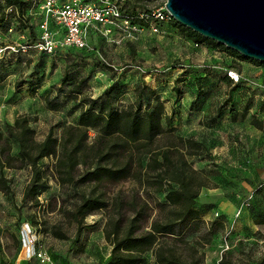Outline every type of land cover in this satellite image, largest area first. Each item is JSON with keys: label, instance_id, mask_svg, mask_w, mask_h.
Segmentation results:
<instances>
[{"label": "rangeland", "instance_id": "obj_1", "mask_svg": "<svg viewBox=\"0 0 264 264\" xmlns=\"http://www.w3.org/2000/svg\"><path fill=\"white\" fill-rule=\"evenodd\" d=\"M22 1L0 0V133L5 137V124L25 116L36 141L48 133L60 140L68 126L77 125L90 99H108L105 111L143 112L148 102L149 108L162 103L164 126L175 140L164 135L151 148L172 143L177 152L171 160L182 158L197 171L203 185L194 207L204 224L179 236H159L157 242L166 254L187 263L257 264L264 255V226L254 223L264 216V63L234 56L200 35L194 40L188 28L173 20L159 24L156 32L140 22L141 31L131 37L113 30L111 39L94 36L86 49L57 45L42 52L36 45L45 0ZM165 1L124 0L123 10L142 12ZM229 69L240 75L237 84L223 80ZM95 139L96 132L89 129L86 145ZM10 143L17 155L15 142ZM94 151L79 155L72 183L57 180L56 157L39 159L36 194L25 199L31 167L15 160L13 167L0 169V264L19 257L24 225L31 228L37 248L51 255L52 264H112L114 244L105 230L118 217H129V202L137 194L142 200L136 202L142 206L146 201L150 214L139 230L149 229L156 202L177 185L163 180L160 192L150 186L161 179V169L145 167V149L136 152L142 161L137 177L117 183L83 181L97 164L112 163ZM83 193L105 206L81 217ZM244 202L248 205L236 215ZM141 257L140 264H157L152 249ZM29 264L43 263L32 259Z\"/></svg>", "mask_w": 264, "mask_h": 264}, {"label": "trees", "instance_id": "obj_2", "mask_svg": "<svg viewBox=\"0 0 264 264\" xmlns=\"http://www.w3.org/2000/svg\"><path fill=\"white\" fill-rule=\"evenodd\" d=\"M22 2L23 5L24 1ZM173 22L178 25L175 20ZM188 36L194 40L198 38V34L190 29ZM225 50L234 56H241L231 49L225 48ZM223 80L232 81L228 76ZM238 82L232 81L235 84ZM100 98L89 100L88 108L80 113L77 125L68 126L60 140L53 137L52 133H48L42 141H36L34 130L29 126L25 116H18L12 125L5 124L6 136L0 133V169L13 167L15 160L25 161L31 167L33 179L25 191V199L28 194H36L38 187L36 181L40 177L37 162L43 157H56L54 167L59 176L57 180L72 183L75 169L80 163L79 155L86 149L95 150L100 160H112V163L105 166L97 164L83 175V181L117 183L138 176L137 167L142 168V161L136 152L139 154L145 149L149 154L145 167L149 169L154 165L161 169L159 173L161 179L153 184L150 183V186H154L157 192L163 190V180L173 182L177 186L170 187L164 200L156 202L157 213L149 223L148 230H139L140 223H144L150 216L145 210L147 203L143 201L144 205L140 206L136 201L142 199L138 194L133 196L129 202L131 207L129 217L124 218L119 215L110 230H105L106 238H111L114 244L112 257L115 261L112 264H140L141 255L151 249L154 250L157 264H194L187 263L172 253L166 254L163 244L157 242L159 236H179L186 229L191 227L199 229L200 224H204L200 219L199 211L194 207L198 189L203 185L202 182H197V171L190 168L182 158L171 160V154L177 152L176 148L171 149L175 147L174 144L165 145L163 149L151 148L161 136L168 135L172 142L175 140L164 126L163 120L166 119V115L162 103L158 102L154 107L149 108L148 102L143 112L127 108L105 111L109 106V100L102 103L99 101ZM89 129L96 132V139L88 146L86 139ZM10 139L16 144L17 155L11 153ZM104 146L105 152L102 151ZM2 178L3 176L0 175V181ZM104 206L105 203L98 197L83 193L80 195L78 211L81 217H85ZM254 223L264 226V216L257 218ZM110 224L111 218L108 226ZM124 225L125 227H122ZM155 245L158 246L154 249ZM27 263L29 264L23 261L21 264ZM222 264L235 263L226 260L222 261ZM257 264H264V255Z\"/></svg>", "mask_w": 264, "mask_h": 264}, {"label": "built area", "instance_id": "obj_3", "mask_svg": "<svg viewBox=\"0 0 264 264\" xmlns=\"http://www.w3.org/2000/svg\"><path fill=\"white\" fill-rule=\"evenodd\" d=\"M32 1L34 0H24ZM123 1L45 0L43 3L45 16L40 24L41 38L36 48L42 52H51L57 45L86 49L95 37L111 39L113 30L119 31L122 37H131L141 31L140 22L147 25L152 32H156L159 24L172 20L164 5L151 7L142 12L136 10L126 13L123 10ZM56 37L59 40H56ZM227 76L233 82L241 79L240 75L231 69L227 70ZM244 205H248V202L241 204L236 215L241 212ZM20 234L22 242L19 257L6 264H21L32 259H37L43 264H52L50 255L45 250L37 248L28 225L21 228Z\"/></svg>", "mask_w": 264, "mask_h": 264}, {"label": "water", "instance_id": "obj_4", "mask_svg": "<svg viewBox=\"0 0 264 264\" xmlns=\"http://www.w3.org/2000/svg\"><path fill=\"white\" fill-rule=\"evenodd\" d=\"M164 6L180 25L264 63V0H166Z\"/></svg>", "mask_w": 264, "mask_h": 264}]
</instances>
